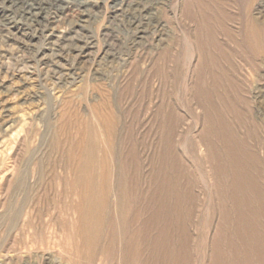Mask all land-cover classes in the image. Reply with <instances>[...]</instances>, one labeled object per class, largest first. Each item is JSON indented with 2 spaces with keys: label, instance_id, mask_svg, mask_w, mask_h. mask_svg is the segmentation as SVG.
<instances>
[{
  "label": "rangeland",
  "instance_id": "1",
  "mask_svg": "<svg viewBox=\"0 0 264 264\" xmlns=\"http://www.w3.org/2000/svg\"><path fill=\"white\" fill-rule=\"evenodd\" d=\"M74 1L0 22V262L264 264V0ZM93 106L118 114L127 161L88 249L77 205L104 179L77 165Z\"/></svg>",
  "mask_w": 264,
  "mask_h": 264
},
{
  "label": "bare ground",
  "instance_id": "2",
  "mask_svg": "<svg viewBox=\"0 0 264 264\" xmlns=\"http://www.w3.org/2000/svg\"><path fill=\"white\" fill-rule=\"evenodd\" d=\"M60 2L61 0H18V3L16 1L13 7V11L15 12L13 16L15 17H7L5 20H3L4 18H2V20L6 27L7 25L15 26L16 24L15 22H13L14 20L26 22V24L28 22L29 24L32 23V21H35L33 18L36 17V15L47 14L46 12H43L44 10L47 11L46 5L48 7H53L55 6V4L60 5ZM73 2L76 1L73 0ZM83 3H86V0H80V4ZM2 12V15L6 14L4 11ZM0 22L3 23L1 20ZM59 40L60 38L58 37L55 42H50H52V45H55L57 42H59ZM205 43L207 45V42ZM53 47L54 46H52V49L56 50V48ZM104 110L108 112H105ZM111 110V108L102 109L101 107L97 109L95 106H93V112H91L93 118L88 117L83 135L80 136V139L82 140L78 143V148L80 149V157L77 165V172L79 173L78 176L82 177V180L85 179L86 181L87 179H96L99 177L104 179V183H97L96 185L94 184V186H92V184H87L86 182L85 190L83 189L85 194L83 195L82 200L77 205L80 216H82V224L78 229L79 233H77V235L79 236V238H81L80 242H82L84 246H87L88 249H95L96 241L102 235L103 227L101 226V224L103 223V213L105 212V205L108 202L107 198H109V190L112 191V189L109 187V183L112 184V182H114V177L116 178L115 169H117V165L120 162L127 161V156L124 153V142H120V138L117 136V129L119 125L118 114L114 110ZM67 141L70 144L69 151H71V157V142L68 138H66L65 142ZM118 143H120L121 145V150L119 153L117 150ZM93 166L95 167V169L93 168ZM97 173L99 174V176ZM116 180L118 182L117 178ZM117 189H119L120 191H117L116 200L114 201V204L116 205V211L114 213L119 216V220L117 224H112L113 222H111V224L119 226L118 235L121 236L122 234L127 233L125 229L123 232V227L121 225L122 223L124 224V218L128 219L129 216H131L132 207L131 209H128L130 207L128 203L131 202L129 191L127 194V190L123 191L121 190V188ZM122 192H125L124 195L126 197L121 195ZM127 195L129 197H127ZM126 199H128L129 202L126 201ZM22 213L23 212L21 208L17 207L16 209L10 210L7 214L4 215L6 219L5 222H14L11 225L6 224L8 229L12 228L16 224ZM142 228L143 229H141V232L137 235H139L140 237L142 235L143 240L145 241L150 233V225L144 223L142 225ZM109 230L112 231V229ZM135 237L136 234L133 235L132 239L135 240ZM143 250L144 251H142V253L147 251L145 248ZM93 253L94 251L90 254L91 256L89 255L90 259L92 258ZM95 255V259L93 258L92 263L88 262L86 264L107 263V261L105 263V260H101L102 258L98 260ZM3 257L4 256H1V258ZM3 260L0 262V264H5ZM78 264L80 263L78 262Z\"/></svg>",
  "mask_w": 264,
  "mask_h": 264
}]
</instances>
